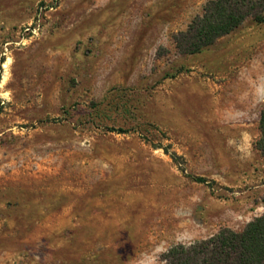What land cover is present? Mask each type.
I'll return each mask as SVG.
<instances>
[{"label":"rangeland","instance_id":"374dc122","mask_svg":"<svg viewBox=\"0 0 264 264\" xmlns=\"http://www.w3.org/2000/svg\"><path fill=\"white\" fill-rule=\"evenodd\" d=\"M205 2L0 0V264H162L263 212L264 12L179 53Z\"/></svg>","mask_w":264,"mask_h":264},{"label":"trees","instance_id":"16d2710c","mask_svg":"<svg viewBox=\"0 0 264 264\" xmlns=\"http://www.w3.org/2000/svg\"><path fill=\"white\" fill-rule=\"evenodd\" d=\"M264 0H206L186 28L173 34L175 48L194 54L228 34L247 17L263 20ZM259 136L254 147L264 163V106L259 112ZM197 181H206L196 177ZM264 208V199H263ZM162 264H264V210L244 227H222L217 232L185 243H175L161 253Z\"/></svg>","mask_w":264,"mask_h":264}]
</instances>
